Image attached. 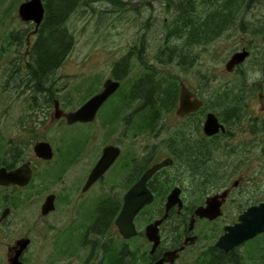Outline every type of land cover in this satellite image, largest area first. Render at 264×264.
Here are the masks:
<instances>
[{
    "label": "rangeland",
    "instance_id": "1",
    "mask_svg": "<svg viewBox=\"0 0 264 264\" xmlns=\"http://www.w3.org/2000/svg\"><path fill=\"white\" fill-rule=\"evenodd\" d=\"M25 1L0 0V164L4 160L13 159L12 151L17 149L21 153L25 147L30 148L31 151H27L24 156L22 152L19 162L17 159L15 163L30 160L34 177L32 184L25 188L0 187V216L5 208L11 209L6 225L0 224V264H12L15 249L27 237L33 240V245L26 255L28 264H80L87 249L79 247L65 259H52L51 255L54 247L57 251L66 250L69 245H75L77 248L81 243L83 231L89 222L90 209L87 208H91L90 203L83 206L86 200H94L103 190H123L120 162L90 193L81 192L85 178L99 158L102 147L110 142L120 143L127 134L134 133L128 132V120L131 126L138 128L141 125L140 119L144 118L145 113L137 111V105L142 101L130 96L133 86L142 82L150 73L177 77L180 89L181 82L188 87H195L203 98L206 97L208 103L213 104L214 111H218V97H213L219 88H246L252 85L259 74L261 76V68L264 66V41L258 39L260 42L253 43L249 25L254 22L264 25V0H247L245 5L228 8L230 11L237 10L234 25L216 39L196 45L194 49L183 45L187 41L182 37H171L173 45H179L182 51L186 49L193 58V63L184 65L177 63L176 56H173L174 61L170 63H160L157 59L166 43V28L177 16L176 8L182 0H89V5L81 6L67 22L75 43L67 59L54 74L55 94L62 101V108L67 112L79 108L103 87V83L111 77L116 62L125 56L129 70L122 86L115 96L109 98L98 119L84 129L79 125L69 126L61 120L53 121L51 114L55 111L54 105L50 106L41 101V106L33 104L32 92L24 87L23 76L16 74L18 66L23 67L34 39L31 37L30 44L27 42L18 45L13 38V35L20 32L29 33L30 37L35 29L34 24L23 21L19 16V6ZM223 2L224 0H221V3ZM188 7L190 12L197 13L194 19H200L197 22L199 24L203 21L201 16L208 10L209 4L207 0H191ZM251 43L254 45L251 57L239 70L229 74L225 66L231 56ZM139 53L144 61L140 60ZM244 82L246 85H243ZM252 101L257 104L252 109H258L259 101ZM123 103L124 110L116 113V108ZM130 104H133V107L126 108V105ZM177 107L178 104L168 115L164 114L160 118L156 128L157 134H170L171 128L180 127L179 122H176ZM112 111L114 122L105 127V118L102 117ZM237 132L238 136L234 139L245 140L244 145L250 144L255 136H249L248 131L246 134L238 130ZM81 133L90 134L91 142L82 153L72 158L63 170L62 166L66 163L68 154L76 151V145H81L78 140L82 139ZM145 134L148 141L152 140L148 136L149 131ZM257 135L259 141L264 137L260 133ZM40 140L52 144L53 159L43 161L36 157L32 148ZM63 146L65 148L61 154ZM18 152L15 156H18ZM215 160L225 171L221 169L220 177L214 178V182H234L240 179L245 185L239 190L250 189L253 195L249 197L253 201L264 198L262 155L257 153L256 157H252L242 153L235 156L229 154L225 159L216 156ZM230 165L235 167L231 168ZM217 168L214 166V169ZM59 169H62V173ZM231 169L232 172L237 169V172L228 173ZM190 180L189 177H186V180L181 179L187 184ZM56 192L64 201H59V208L54 214L43 219L40 215L41 205L48 194ZM85 211L87 214L84 218L81 213ZM74 224H80L78 232L73 228L67 229Z\"/></svg>",
    "mask_w": 264,
    "mask_h": 264
},
{
    "label": "flooded vegetation",
    "instance_id": "2",
    "mask_svg": "<svg viewBox=\"0 0 264 264\" xmlns=\"http://www.w3.org/2000/svg\"><path fill=\"white\" fill-rule=\"evenodd\" d=\"M225 11L227 12L228 18L227 21H223L222 23L223 26L225 25L223 32L230 28L231 25H234V17L238 14H235L237 10L234 9H232V12H230L229 9H225ZM30 23L34 24L32 22ZM249 29L252 34V39L254 38L253 43L258 41V39L264 41V25L259 22H254L249 25ZM31 37H33V32L32 35H30V38ZM30 43L31 42L28 41V44ZM253 43L241 49L250 51V56L248 58L251 57L254 51ZM262 45H264V42ZM241 50H237L236 52ZM244 64L245 63L237 66L236 69L233 72H229V74L236 72ZM261 69V76L259 74L249 87L223 86L219 88L217 91L219 101L216 104V107H218L216 110L218 111H214V108H212L213 104L208 103L205 100L206 97L203 98L202 94L195 87H188L192 93L203 101V104L198 110L184 117H180L176 113V122H179L180 127L176 126L175 128H171L169 130L170 134L156 133V128L159 126L158 122L160 120L156 118L158 113H156V111L147 114L144 112L146 108L150 109L151 107H156V104L150 105L144 103L143 98L140 96L139 89V96L137 99L142 102L137 105V111L145 113L144 118L140 119L141 125L138 128L137 126H131V122L128 120L127 128H129V131H127H132L134 133L131 135L127 134L125 139L120 143L110 142L102 147L99 158L95 161L85 178L81 192L82 194L90 193L96 186L100 185L106 175L120 162L123 172L121 184L123 190H119L118 192L103 190L96 195L94 200H86V204L83 206L85 207L90 203L91 208H87V210L90 209L88 213L90 214L88 219L89 222L83 231L82 237L80 235L81 243L77 248L75 245H69L66 250L60 249L57 251L54 247L51 258L57 260L59 257H64L65 259L69 254L81 247L87 250L83 260H80V264H264V232L252 239L244 241L229 251L218 246L221 239L228 232V229L240 223L241 216L245 214L249 208L264 203V198L253 201V199L249 197L253 195L250 189L248 191L239 190L240 187L245 185H243L240 179L234 180V182L219 183V181H213L214 178H219L220 171L222 172V170H224V168H220L217 165L215 160L216 156L225 159L229 154L235 156V154L242 153L244 155L256 157L257 153H259V155L264 157V137L259 141L257 135V133H260L264 136V66ZM110 78L120 81L121 86L125 79L119 80L112 75ZM54 82L56 83V81ZM104 84L105 82L103 83V87L92 96L103 90ZM140 86H138V88H140ZM133 88L131 90L132 92ZM116 92L111 97L115 96ZM253 99L259 101L258 109H252L257 105L252 101ZM56 100L60 102L62 108V101L55 97L53 99L54 109ZM107 101L99 109L94 121L90 123L78 122L69 124L66 117L57 119L55 117V111L51 114V118L53 121L61 120L69 126L79 125L84 129L87 125L94 123L98 119L99 113L105 104H107ZM123 105L124 103L116 108L118 109L116 113L124 110L122 109ZM127 107L129 109L133 107V104H130V106L126 105V108ZM209 113H214L218 117L219 122L224 125L225 131H220L214 135H207L205 133L204 125ZM114 117L113 111L109 115L102 117L105 118L104 126L107 127V125H111L114 122ZM237 130L245 134L246 131H248L250 133L249 136L255 135L254 139L250 144L244 145L246 143L245 140L234 139L238 136ZM148 131L150 132L148 136L152 138L150 141L146 139L145 133ZM235 133L237 135H235ZM81 134L82 139H78L81 145L80 147L76 145V147H74L76 151L72 154H68L66 163L62 166L63 170L66 169V165L70 163L72 158L82 153L87 148V145L90 144V134ZM109 145L120 148L119 157L104 175H102L88 190H84L91 171L101 159L104 149ZM64 148L65 146L62 148L61 154ZM32 150L34 151L33 148ZM27 151H31V149L25 147L21 151V153L23 152V156ZM21 153L20 151L18 153L19 159L21 158ZM179 156L185 158L184 164H182ZM37 158L40 159L39 157ZM167 158H172L173 164L159 169L146 182V187L152 195V201L134 216L132 227H134L135 233H132L131 236H125L120 231V227L117 225L116 220L126 203L127 195L142 180L143 176L150 168ZM197 159L198 161H196ZM20 162L21 163L18 164L16 163L14 168L27 162L31 163L33 176L30 183L27 185L30 186L34 177L32 162L30 160H22ZM3 166L4 165L1 167ZM214 166H217L218 170L214 169ZM230 167L233 168L235 166L232 167V165H230ZM61 170L59 169L58 171L62 173ZM232 171L231 169V172L228 171V173H235L237 169L234 170V172ZM186 177L191 179L189 184L181 181V179L186 180ZM198 180L199 182H197ZM27 186L0 185V187L4 188H25ZM249 187L251 186L249 185ZM176 188L180 189V201L168 209V198ZM51 195L55 196L54 209L47 214H43V205ZM214 198H216L214 204H219L216 210H209V214L204 217L196 213L200 207H208L209 209L210 206L208 201ZM61 200L64 201L61 199V195L58 192L48 194L40 208L41 217L47 219L54 214L56 210H58L59 201ZM113 201L121 204L120 210L115 217H113ZM10 213L11 209L8 216L2 221L0 220L1 225H6ZM82 214L84 217L87 212H82L81 215ZM150 225H156L154 226L153 238H150L147 233V229ZM68 228H73L78 232L77 229L81 228V226L80 224H74L68 226L67 229ZM26 240L29 243L20 255V261L24 264H28L26 258L27 251L33 245V240L31 238L27 237ZM19 247L18 245L15 249L13 258ZM222 255L226 256L224 261L219 257ZM31 260L33 261L34 258H31Z\"/></svg>",
    "mask_w": 264,
    "mask_h": 264
},
{
    "label": "trees",
    "instance_id": "3",
    "mask_svg": "<svg viewBox=\"0 0 264 264\" xmlns=\"http://www.w3.org/2000/svg\"><path fill=\"white\" fill-rule=\"evenodd\" d=\"M176 8V17L168 24L167 37L165 44L160 50L157 59L160 63H170L174 61L172 58L176 56L178 64L184 65L189 62L193 63V58L189 51L179 48V45H173L171 37H182L187 42L183 45L194 49L196 45H203L205 42H211L223 32V21H227L228 9L233 6H242L247 3V0H207L209 4L206 13L201 16L203 21L197 23L200 19H194L196 12H190L188 4L191 0H182ZM260 1V0H258ZM46 13L41 25L33 31V42L29 50V54L25 57L23 67L18 66L16 74L23 76L24 87L32 92L31 99L33 104L41 106V102L53 105L55 95L54 74L62 66L72 50L75 38L72 32L67 27V22L71 16L83 5L88 4L89 0H43ZM116 2V0H114ZM121 2V1H120ZM119 5H121L119 3ZM194 9H192L193 11ZM232 12V11H230ZM223 18V20H222ZM14 40L18 45L27 43L31 40L29 33L20 32L13 35ZM137 48V46H135ZM134 48V49H135ZM135 52V51H134ZM132 52H130L131 55ZM138 54V53H137ZM139 58L144 61L142 54L139 53ZM23 69V70H22ZM127 57L116 62L112 76L116 79L123 80L128 74ZM158 75V76H157ZM155 75L150 73L142 82L135 84L131 97L140 96L146 104H156V107L146 108L144 112L158 113L156 118H161L164 114L170 113L179 102L180 82L177 77H167L161 74ZM53 81V82H52ZM141 85V86H140ZM243 85H246L245 82ZM140 86V88H138ZM155 86V87H154ZM153 94V95H152ZM143 95V96H142ZM44 96V97H43ZM218 96L217 91L214 93V98ZM41 101V102H40ZM216 101H219L216 99ZM49 106V107H50ZM35 109V106H34ZM33 134V132H32ZM31 134V135H32ZM18 150L12 151L13 159L4 160L1 164L11 169L16 165L18 156H15ZM19 153V152H18ZM182 164L185 163V158L179 156ZM198 161V159L196 160ZM0 164V165H1ZM1 165V166H2ZM121 204L113 201V217L120 210ZM223 261L226 256H219Z\"/></svg>",
    "mask_w": 264,
    "mask_h": 264
},
{
    "label": "water",
    "instance_id": "4",
    "mask_svg": "<svg viewBox=\"0 0 264 264\" xmlns=\"http://www.w3.org/2000/svg\"><path fill=\"white\" fill-rule=\"evenodd\" d=\"M20 18L25 22L35 23L38 28L45 18L46 8L43 0H26L19 6L18 10ZM250 56V51L243 49L236 52L226 64V70L233 72L237 66L243 64ZM121 82L109 78L105 81L104 88L99 93L89 98L79 108L65 112L58 100L55 101V117L60 119L66 117L69 124H75L78 122L90 123L94 121L99 109L102 105L120 88ZM194 98V99H192ZM203 104V101L198 98L194 93L190 91L188 86L184 82H181V89L179 93V106L177 108V115L184 117L185 115L198 110ZM204 131L207 135H214L220 131H225L224 125L219 122L218 117L214 113H209L204 125ZM34 152L37 157L43 160H51L54 157V150L50 142L38 141L35 143ZM120 155V148L114 145L107 146L101 159L91 171L88 180L85 184L84 190H88L104 173L111 167ZM173 164L172 158H167L160 163L155 164L150 168L142 180L129 192L126 197V203L124 204L116 223L120 227V231L125 236H131L135 233L133 226V218L137 212H139L144 206L152 201V195L146 187L148 179L159 169ZM33 176V169L31 163L27 162L14 169H8L3 166L0 168V185L11 186L17 185L20 187L27 186ZM55 196L51 195L47 198L43 205V214L49 213L54 209ZM180 201V189L176 188L172 191L168 198V209H170L175 203ZM216 198L208 201V207H200L197 210V214L204 217L209 214L210 211L216 210L218 205L214 202ZM210 210V211H209ZM10 212L9 208H6L0 218L2 221ZM154 226L150 225L147 229L148 236L153 238ZM133 228V229H132ZM264 232V203L258 206H253L241 216V221L234 227H230L226 235L221 239L218 246L224 248L226 251L236 247L246 240L252 239L260 233ZM28 241L24 240L19 243V249L16 251V255L13 258L12 264H24L20 261V255L27 247Z\"/></svg>",
    "mask_w": 264,
    "mask_h": 264
},
{
    "label": "bare ground",
    "instance_id": "5",
    "mask_svg": "<svg viewBox=\"0 0 264 264\" xmlns=\"http://www.w3.org/2000/svg\"><path fill=\"white\" fill-rule=\"evenodd\" d=\"M194 9V8H193ZM194 11V10H193ZM144 44V43H143ZM143 46V45H142ZM155 87V86H154ZM153 95V94H152ZM44 97V96H43Z\"/></svg>",
    "mask_w": 264,
    "mask_h": 264
}]
</instances>
